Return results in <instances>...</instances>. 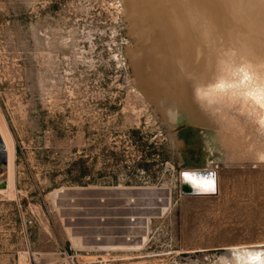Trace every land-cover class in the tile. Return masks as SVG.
<instances>
[{
    "label": "rangeland",
    "instance_id": "1",
    "mask_svg": "<svg viewBox=\"0 0 264 264\" xmlns=\"http://www.w3.org/2000/svg\"><path fill=\"white\" fill-rule=\"evenodd\" d=\"M156 1L178 36L187 23L191 44L156 43L153 33L147 74L170 57L183 77L149 96L129 48L148 54L142 15ZM141 3L138 48L126 0H0V111L16 143L17 187L0 193V264L67 255L81 264H235L264 253V109L196 73L219 42L248 33L264 41V0ZM210 170L215 194L182 193L183 171Z\"/></svg>",
    "mask_w": 264,
    "mask_h": 264
},
{
    "label": "bare ground",
    "instance_id": "2",
    "mask_svg": "<svg viewBox=\"0 0 264 264\" xmlns=\"http://www.w3.org/2000/svg\"><path fill=\"white\" fill-rule=\"evenodd\" d=\"M141 2H142V0H126V4L128 6H130V9L132 10V19H130V27H131L133 32L137 33V37L139 39L138 48H140V43L143 41V38L146 37V34L144 33V31L140 27V18L138 16V14L139 15L143 14L140 11L143 7ZM156 2L157 3L152 5V9L150 10V12L145 11L144 16L142 15V17H143L142 21L144 22V25L147 26L149 30H152V32L149 31L152 34L150 33L148 36V40H151L150 42L152 45L149 44V45H151L150 46L151 48L149 49L146 47L147 49H149V52L151 50L150 57H152V58L155 57L153 54V51L155 50L157 52V50H158V48L156 46V43L158 42V37L162 38L164 36V38H166L167 40L178 38L177 40L182 41V43L191 44V41L188 38V35L190 36V33H191L189 31L190 29L185 27V25L187 23L184 22L185 25H183L182 22L180 23V25L183 28V32H182L183 35L178 36L176 33V28H177L176 24L174 23V26L171 27L172 25H170V22L167 21V23H166L165 20L162 18L163 17L162 14L164 13V15H165V11L167 9L164 8L163 4L160 1H159L160 3L158 1H156ZM194 6H195V4H194ZM184 13H182V14L184 15ZM168 16H169V14H168ZM166 17H167V14H166ZM168 22H169V24H168ZM186 29H188V31H189L188 35L186 32ZM193 30H195V29H193ZM153 33L157 36V38L155 37L156 43H155V40L153 38L154 37ZM215 33H216V31H215ZM161 35H162V37H161ZM193 38H195V37H193ZM219 39H220V37H219ZM145 44H147V43L145 42ZM217 44L220 45V47L218 49H216V51H215V49H213V52H214L213 60H210V58H209V60H206L204 62V64L201 65V67L198 68L196 66V68H198L197 70L194 69V70H196V73H197V76L199 79V80L197 79V81L200 82L201 84L206 85V86L210 85V86H214L215 88L222 89V90L225 89L226 87L238 88L242 92H244L247 96L251 97L256 103H258L264 109V41L262 39H258L256 37H253L250 33H248L247 38L240 39L237 37V38L230 39L226 43H223V41H222L221 43L219 42ZM200 47H203V46H200ZM129 49H130L129 51L131 54V61H132L133 69H134L135 76H136V81L139 85L141 83V85H143L147 89L160 88L162 90H166L165 92L169 93V90L172 89V87H174L177 84V82H178L177 80L180 78V76L183 75L181 73L175 72L174 68H176L177 66L173 68L172 61L170 60V57H169V59L167 58L165 60V64H164L165 65L164 66L165 71H166L165 74H163V72H162L164 70V67H163V64H161L163 69L160 65L161 73L159 72L160 75L158 76L160 79H157L158 77H156V79L154 80V78L148 77L149 74L147 75V72H146L147 67L145 68V65L147 64L146 62H148L149 58L146 57L145 55H143V53H142L143 51L137 52L136 48H129ZM185 52L186 51H185V47H184V49L181 48L180 52H178V54H177L178 59L181 63V66L183 67V69H184L185 65H188V61L191 58L189 55H186ZM203 52H205V51H203ZM145 53H147V52L145 51ZM197 54H198V51H197ZM152 60L154 61V58ZM157 61H159V60H157ZM201 61H202V59H201ZM159 62L161 63V61H159ZM237 62H242V67L247 70V72H245L246 73L245 75L241 76L240 72L242 70H239L233 66V63H237ZM154 64H156V63H154ZM193 64H192V66H193ZM157 66H159V65L157 64ZM149 68H150V66H149ZM152 68H153V66H152ZM177 69H178V67H177ZM183 69H181V70H183ZM190 71H192V70H190ZM191 75H193V74H191ZM195 77H196V75H195ZM263 125H264V118H263ZM0 134H1L3 142H4V148L8 154V163L5 166V170L7 172V178H8V180H7L8 186L6 188L0 189V193H6L8 195L15 196L17 193V187H16V143H15L14 137L11 133V130H10L5 118H4V115L1 111H0ZM186 174L189 177H192L193 179H195L196 181L212 180L214 182V185H216V187H217L216 176L213 172H211V170L210 171H187ZM248 254L249 255H247L245 258H242V255H239V257H237L238 259L236 260L235 264H256L257 262L264 263V253L262 251H260V252L259 251H256V252L249 251Z\"/></svg>",
    "mask_w": 264,
    "mask_h": 264
},
{
    "label": "water",
    "instance_id": "3",
    "mask_svg": "<svg viewBox=\"0 0 264 264\" xmlns=\"http://www.w3.org/2000/svg\"><path fill=\"white\" fill-rule=\"evenodd\" d=\"M150 52H151V50H150ZM150 52L148 51V54L143 53V52L142 53H143V55H145L146 57L149 58L148 62H146V63H149L152 66L155 64L153 62H149V61H152V59L150 58ZM153 53H154V51H153ZM159 72L161 73V70H159L155 73L153 72L149 75L147 74V75H148V77L154 78V80H155L156 77H158L160 75ZM157 79H160V78L158 77ZM136 85H137V83H136ZM140 86L142 87V89L144 88L143 90L146 92V95L154 96L157 93H159V91L156 92L157 89L156 90L153 89V91H151L150 89H147L143 85H141V83H140ZM172 91L173 90H171L170 94L172 93ZM170 94H169V96H170ZM7 163H8V154L4 148V142H3L2 136L0 134V173L2 172L3 168L6 166ZM193 180H195V179H193V178L189 179V176L186 174V172H184V171L182 172V174H181V189H182L183 194H185V195H211V194H215L217 192L216 185H214V187H215L214 191H205L202 188L198 187L197 184L193 182ZM7 186H8L7 179L0 182V189L6 188Z\"/></svg>",
    "mask_w": 264,
    "mask_h": 264
},
{
    "label": "snow or ice",
    "instance_id": "4",
    "mask_svg": "<svg viewBox=\"0 0 264 264\" xmlns=\"http://www.w3.org/2000/svg\"><path fill=\"white\" fill-rule=\"evenodd\" d=\"M189 179H192V178L189 177ZM193 182L196 183L198 187L202 188L205 191H214L215 190L214 182L212 180H203V181L193 180Z\"/></svg>",
    "mask_w": 264,
    "mask_h": 264
},
{
    "label": "built area",
    "instance_id": "5",
    "mask_svg": "<svg viewBox=\"0 0 264 264\" xmlns=\"http://www.w3.org/2000/svg\"><path fill=\"white\" fill-rule=\"evenodd\" d=\"M50 264H81V263L77 259H75V256L67 255L65 257L59 258L58 260H55Z\"/></svg>",
    "mask_w": 264,
    "mask_h": 264
}]
</instances>
